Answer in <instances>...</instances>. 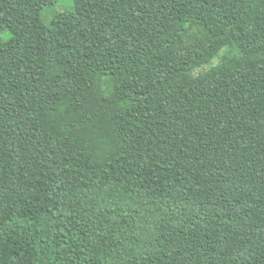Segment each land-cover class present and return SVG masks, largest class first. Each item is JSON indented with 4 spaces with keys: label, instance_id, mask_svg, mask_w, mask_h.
I'll use <instances>...</instances> for the list:
<instances>
[{
    "label": "trees",
    "instance_id": "1",
    "mask_svg": "<svg viewBox=\"0 0 264 264\" xmlns=\"http://www.w3.org/2000/svg\"><path fill=\"white\" fill-rule=\"evenodd\" d=\"M57 1L0 0V264H264V0Z\"/></svg>",
    "mask_w": 264,
    "mask_h": 264
},
{
    "label": "rangeland",
    "instance_id": "2",
    "mask_svg": "<svg viewBox=\"0 0 264 264\" xmlns=\"http://www.w3.org/2000/svg\"><path fill=\"white\" fill-rule=\"evenodd\" d=\"M72 9H74V0H58L55 5H49L43 8L42 19L45 24L50 25L55 14L64 10H72ZM226 50H229V48L225 47L224 49H222L220 54L217 57H215L211 63L206 64L201 68H198L195 71V73H199L201 71L207 70L208 68H210V66L218 63L221 54H223V52H225Z\"/></svg>",
    "mask_w": 264,
    "mask_h": 264
}]
</instances>
